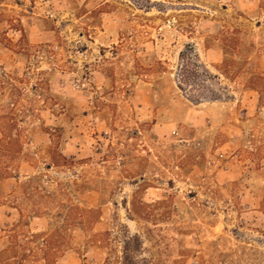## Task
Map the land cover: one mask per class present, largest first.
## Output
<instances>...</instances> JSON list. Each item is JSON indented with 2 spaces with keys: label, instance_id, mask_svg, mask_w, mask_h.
<instances>
[{
  "label": "rangeland",
  "instance_id": "obj_1",
  "mask_svg": "<svg viewBox=\"0 0 264 264\" xmlns=\"http://www.w3.org/2000/svg\"><path fill=\"white\" fill-rule=\"evenodd\" d=\"M0 264H264V0H0Z\"/></svg>",
  "mask_w": 264,
  "mask_h": 264
}]
</instances>
